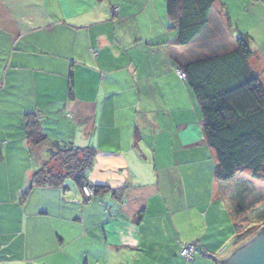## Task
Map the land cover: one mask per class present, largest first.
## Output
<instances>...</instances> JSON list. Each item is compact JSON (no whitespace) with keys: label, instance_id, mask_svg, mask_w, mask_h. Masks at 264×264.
<instances>
[{"label":"crops","instance_id":"crops-1","mask_svg":"<svg viewBox=\"0 0 264 264\" xmlns=\"http://www.w3.org/2000/svg\"><path fill=\"white\" fill-rule=\"evenodd\" d=\"M246 2L217 0L202 38L179 46L168 0H0V264H217L238 247L245 176L216 177L178 70L245 32L264 84V47L227 6L255 27L264 15ZM30 117L49 142L31 144ZM56 141L93 149L86 180L105 188L90 202L70 176L24 196ZM182 242L197 243L193 261Z\"/></svg>","mask_w":264,"mask_h":264},{"label":"trees","instance_id":"trees-1","mask_svg":"<svg viewBox=\"0 0 264 264\" xmlns=\"http://www.w3.org/2000/svg\"><path fill=\"white\" fill-rule=\"evenodd\" d=\"M216 1L168 0L167 12L177 27V45L189 46L202 38ZM251 39L250 34L240 32L233 49L199 55L179 67L199 102L203 130L216 153L215 175L220 180L238 175L264 180V84L250 63L254 54ZM25 132L34 147L49 142L35 117L26 121ZM48 145V156L34 172L24 196L34 186H59L68 176L80 187L88 183L86 171L91 165L92 148L58 141ZM91 187L95 194L105 188ZM241 217L236 224L237 241L244 239L251 229L247 227L241 232L246 226L241 221H248Z\"/></svg>","mask_w":264,"mask_h":264},{"label":"rangeland","instance_id":"rangeland-1","mask_svg":"<svg viewBox=\"0 0 264 264\" xmlns=\"http://www.w3.org/2000/svg\"><path fill=\"white\" fill-rule=\"evenodd\" d=\"M228 1L230 2V0ZM227 6L231 9L232 15L236 18L240 16L242 20L245 19L243 20V26L250 28L257 36L256 46L263 45L262 47H264V16L262 17L263 23L260 21V24L257 23L254 25L255 27H253V24L250 25L249 20L246 19L247 16L245 13L241 15H238L239 13L237 14L243 6L241 9H239L235 4L229 3ZM246 6L250 7V11H254L258 15H264V5L261 3V0H247L245 7ZM72 183H74V181ZM237 186L242 196L241 206L245 208V213L242 215L248 219V221H241L242 224L246 225L245 227L243 226L241 232H245L247 227L251 228L249 229L250 232L244 239L237 241L238 248H241L254 241L261 234H264V180H256L250 177H240L237 180ZM41 196L43 197V200H45L44 203H47L46 205H49V208L52 210L51 214L55 215L54 211H56L55 208L57 206L55 196L53 194L49 195L48 193ZM41 196H39V198ZM36 197H38V195L34 197L33 201L38 204L40 203L38 201L39 198L36 199ZM56 215H58V210Z\"/></svg>","mask_w":264,"mask_h":264},{"label":"water","instance_id":"water-1","mask_svg":"<svg viewBox=\"0 0 264 264\" xmlns=\"http://www.w3.org/2000/svg\"><path fill=\"white\" fill-rule=\"evenodd\" d=\"M222 264H264V234L241 248H235Z\"/></svg>","mask_w":264,"mask_h":264},{"label":"built area","instance_id":"built-area-1","mask_svg":"<svg viewBox=\"0 0 264 264\" xmlns=\"http://www.w3.org/2000/svg\"><path fill=\"white\" fill-rule=\"evenodd\" d=\"M178 74L182 79L186 78V74L183 70H178ZM81 190L83 192V201L82 202H90L92 200V197L95 195V191L94 189L86 182H84L81 185ZM180 250H179V254L188 262L193 261L195 259V255L198 252V247H197V243L196 242H182L180 243ZM227 247H224L221 252H220V256H218L217 258L220 257V259H218L217 264H222L221 260L225 257L223 256L225 250Z\"/></svg>","mask_w":264,"mask_h":264}]
</instances>
